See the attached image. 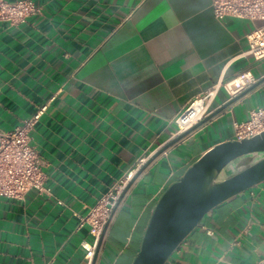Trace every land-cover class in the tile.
<instances>
[{"label":"crops","instance_id":"0c3cea01","mask_svg":"<svg viewBox=\"0 0 264 264\" xmlns=\"http://www.w3.org/2000/svg\"><path fill=\"white\" fill-rule=\"evenodd\" d=\"M33 1L41 14L0 22V131L46 106L31 133L46 190L0 196V264H87L83 218L179 135L188 104L244 71L260 81L134 179L96 263L132 264L164 190L264 106V58L245 53L253 23L218 19L212 0ZM230 99L221 87L209 114ZM166 264H264V182L208 211Z\"/></svg>","mask_w":264,"mask_h":264},{"label":"built area","instance_id":"2783aa9c","mask_svg":"<svg viewBox=\"0 0 264 264\" xmlns=\"http://www.w3.org/2000/svg\"><path fill=\"white\" fill-rule=\"evenodd\" d=\"M212 9L214 15L221 20L235 17L252 22L253 28L246 34L248 48L245 53L257 60L264 58V0H212ZM38 14H41V8L33 0H0V22L18 26L27 22L29 17ZM257 81L252 72L244 71L224 84L215 85L197 96L176 118V134L185 132L208 116L212 102L221 87H224L230 98H233ZM45 109L46 106L41 107L11 130L0 131V196L24 199L31 189L46 190L45 175L38 165L37 151L31 143V133ZM262 131H264V106L251 109L246 120L234 123L235 140L252 137ZM148 158L149 156L139 158L137 163L120 176L114 186L83 218L82 223L91 224V233L94 236L93 242L86 240L82 242L86 249L87 264L92 263L99 238L121 194Z\"/></svg>","mask_w":264,"mask_h":264},{"label":"water","instance_id":"95a60500","mask_svg":"<svg viewBox=\"0 0 264 264\" xmlns=\"http://www.w3.org/2000/svg\"><path fill=\"white\" fill-rule=\"evenodd\" d=\"M263 81L264 78L261 82ZM251 87L166 144L137 172L134 179L168 147L234 103ZM232 161H235L234 166H230ZM225 168L229 171L226 178L220 176ZM134 179L121 194L105 225L91 264L97 263L110 221ZM261 182H264V131L241 140L216 144L161 194L132 264H166L181 243L200 225L208 211Z\"/></svg>","mask_w":264,"mask_h":264},{"label":"rangeland","instance_id":"374dc122","mask_svg":"<svg viewBox=\"0 0 264 264\" xmlns=\"http://www.w3.org/2000/svg\"><path fill=\"white\" fill-rule=\"evenodd\" d=\"M247 158H250V156H248ZM234 165H235V161H232V162L230 163V166H234ZM228 173H229L228 169L225 168V169L221 172L220 176L226 178V176L228 175Z\"/></svg>","mask_w":264,"mask_h":264}]
</instances>
